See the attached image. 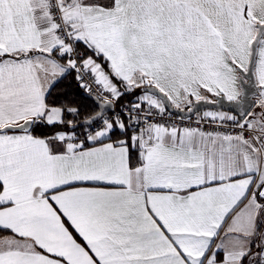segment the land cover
<instances>
[{
	"label": "crops",
	"instance_id": "0c3cea01",
	"mask_svg": "<svg viewBox=\"0 0 264 264\" xmlns=\"http://www.w3.org/2000/svg\"><path fill=\"white\" fill-rule=\"evenodd\" d=\"M58 1L92 72L118 93L140 88L147 106L146 86L182 109L238 99V68L264 23V0ZM58 46L44 0H0V126L61 121L62 109L45 105L69 72ZM253 73L244 119L263 131L264 33ZM113 129L84 148L59 133H0V264L263 262L264 152L254 141L161 127L111 139Z\"/></svg>",
	"mask_w": 264,
	"mask_h": 264
},
{
	"label": "built area",
	"instance_id": "2783aa9c",
	"mask_svg": "<svg viewBox=\"0 0 264 264\" xmlns=\"http://www.w3.org/2000/svg\"><path fill=\"white\" fill-rule=\"evenodd\" d=\"M46 15L52 25L58 41V55L67 62L69 71L73 73L77 86L88 94L97 97L100 101H111L113 109L104 114L91 125L80 131L60 132V138L67 144L84 148L93 141V138L103 134L109 127L123 131L125 128L141 133L152 127L174 128L211 134L214 136H233L243 140L254 141L259 151L264 152V133L256 130L245 119H239L234 114L224 118L216 113H193L182 117L166 110L164 107L144 105L143 101L124 104L116 107L115 99L105 87L97 74L93 73L83 57V52L75 40L74 27L67 23L63 17L58 0H44ZM147 145L152 139H147ZM261 264H264V260Z\"/></svg>",
	"mask_w": 264,
	"mask_h": 264
},
{
	"label": "water",
	"instance_id": "95a60500",
	"mask_svg": "<svg viewBox=\"0 0 264 264\" xmlns=\"http://www.w3.org/2000/svg\"><path fill=\"white\" fill-rule=\"evenodd\" d=\"M264 33V23L257 25V31L250 43L249 60L246 69L238 68L240 76L238 78L239 87L241 93L236 100H229L223 95H217L213 100L197 99L191 102L187 109L178 108L170 102L167 95L162 93L158 88L154 86H146L142 88V91L150 93L154 97L158 98L162 106L175 114L182 117L189 116L193 113L204 110H215V111H226L234 114L239 119H244L250 110L255 105V97L258 93V86L255 82L253 73L254 61L256 56V49L261 35ZM79 94L93 101L97 107V112L85 119L80 123V126H88L93 122L101 118L104 114L108 113L113 109V103L111 101H100L97 97L86 93L81 90L78 86L76 88ZM33 125L32 119H25L18 124H7L0 126V133L10 131H30Z\"/></svg>",
	"mask_w": 264,
	"mask_h": 264
},
{
	"label": "trees",
	"instance_id": "16d2710c",
	"mask_svg": "<svg viewBox=\"0 0 264 264\" xmlns=\"http://www.w3.org/2000/svg\"><path fill=\"white\" fill-rule=\"evenodd\" d=\"M86 56L87 54L83 52V57L86 58ZM76 88V79L71 71L50 88L45 97V105L47 107H60L63 111L62 119L59 123L55 124H47L44 121L36 120L31 127V134L33 136L46 139L54 137L59 132H75L85 128V126H80V123L95 114L97 107L93 101L79 94ZM119 89V95L115 99L116 107L133 103L135 100H138L137 97L141 93L140 88L129 91ZM128 132L129 130L119 131L117 128H114L112 130L114 137L111 139L124 137ZM135 162L137 163V160H133V164ZM3 232L5 231H0V234Z\"/></svg>",
	"mask_w": 264,
	"mask_h": 264
},
{
	"label": "rangeland",
	"instance_id": "374dc122",
	"mask_svg": "<svg viewBox=\"0 0 264 264\" xmlns=\"http://www.w3.org/2000/svg\"><path fill=\"white\" fill-rule=\"evenodd\" d=\"M45 13H46V7H45ZM76 40V39H75ZM77 41V40H76ZM79 44V43H78ZM79 47H80V45H79ZM80 49H81V47H80ZM82 50V49H81ZM89 68V67H88ZM90 69V68H89ZM73 74V73H72ZM105 87L107 88V89H109V90H111V92H112V94L114 95V94H116V93H118L117 92V90L115 89V88H109L108 86H106L105 85ZM133 89V88H132ZM82 90V89H81ZM146 93V92H145ZM147 95H149L148 93H146ZM118 95H119V93H118ZM142 95V94H141ZM144 95V94H143ZM117 96V95H116ZM145 96V95H144ZM154 97V96H153ZM138 100H135L134 102H138V101H143V99L142 98H137ZM161 102H160V100L158 99V98H156V97H154V103H153V105H151V106H154V107H162V104H161V106H159V104H160ZM190 104V103H189ZM205 111V110H204ZM204 111H199V113H203V114H205V112ZM224 118H227V117H224ZM228 118H229V116H228ZM124 127V129H122L123 131H125V130H128V129H126L125 127V125L123 126ZM256 130H258V131H261L262 133H264V130L262 131V130H259V129H256ZM129 132H131L130 130H129ZM128 132V133H129ZM58 134V133H57ZM59 135H60V132H59Z\"/></svg>",
	"mask_w": 264,
	"mask_h": 264
}]
</instances>
